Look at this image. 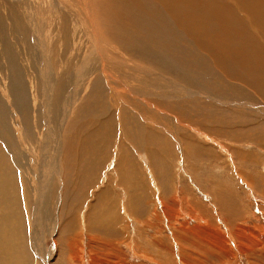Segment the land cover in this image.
<instances>
[{
    "label": "rangeland",
    "instance_id": "1",
    "mask_svg": "<svg viewBox=\"0 0 264 264\" xmlns=\"http://www.w3.org/2000/svg\"><path fill=\"white\" fill-rule=\"evenodd\" d=\"M20 1L0 0L5 4L3 8L0 5V17L6 24L12 20V7H16L17 17H23L24 11L15 4ZM73 1L69 0L72 7ZM248 2L255 10L260 0ZM144 3L149 11L163 7L159 0ZM47 4L55 17L61 7L59 0H36V5ZM196 14L212 20L203 10L192 13L194 20L200 18ZM96 16L104 38L118 40L106 33L109 26L117 24L99 11ZM69 23L72 33L76 29L80 48V30L87 24L84 20H75L72 26ZM170 35L160 34L166 40ZM233 38L230 44L238 48ZM172 49L169 55L175 58L169 60L178 65L173 66L175 71L164 69L163 80L179 86L177 91L186 89L193 94L177 101L175 96L161 98L154 93L145 100L130 91L128 85L139 86L137 82L127 85L122 77L117 76L120 82L112 79L110 85L126 97L120 102L121 120L114 115L112 126L122 123L123 129L130 131L128 135L101 126L111 122L113 109L108 111L107 105L111 88L98 73L87 95L78 100L64 132L65 141H70L64 147L70 152L64 187L54 186L50 179L51 159L46 157L52 150L42 153L46 130L41 101L35 108L29 99L28 128L33 135L27 142L21 140L20 129L14 128L8 106L0 105V139L14 137L19 153L16 159L21 163V169H16L11 160L3 159L6 176L0 181V264H264V101L250 89L263 98L264 90L247 88L248 82H235L234 88L224 86L228 75L234 76L236 64L226 70L220 62L206 58L200 65L192 50ZM112 74L118 75L116 71ZM205 75L213 79L206 82ZM184 77H189L187 84ZM199 80L204 82L195 85ZM7 99L14 101L16 96L9 93ZM180 114L187 121L178 120ZM147 133L150 143L145 145ZM22 142H26L25 148ZM51 142L50 138L48 148ZM3 172L0 167V176ZM60 196L64 202L58 216Z\"/></svg>",
    "mask_w": 264,
    "mask_h": 264
},
{
    "label": "bare ground",
    "instance_id": "2",
    "mask_svg": "<svg viewBox=\"0 0 264 264\" xmlns=\"http://www.w3.org/2000/svg\"><path fill=\"white\" fill-rule=\"evenodd\" d=\"M252 1L254 2V0ZM262 1L260 0L257 5L254 4L256 6L254 10L253 5H248L250 3L248 0H159L163 7L156 11H149L146 9L147 6H144V0H75L74 7L70 5L69 0H59L60 11L56 10L58 13L53 17L52 11L54 9H51L48 4L47 7L39 6L36 5V0H21L15 4H19L20 10L24 11L23 17H17L16 7L11 8L12 14H9L12 15V20L8 24L0 17V105L6 104L8 106L10 113L14 116V128L20 129L21 140L27 142L32 139L33 135L32 129L29 130L28 128L31 122L30 111L28 110L30 109L29 99L30 97L33 99L32 105L35 108L38 107V103L41 101L43 105L41 108H43L42 110L45 113V116L41 114V118H44V131L46 130L45 134H43L42 153L44 156L45 153L50 154V150H52L49 157L45 156L48 158L47 160L51 159L49 165L51 166L52 178L50 177V179L54 186L64 187L65 185L62 186L63 180H65L68 173V164L65 162H68L70 158L69 150H64V147L66 148V145L70 142L68 139V143L65 141L64 132L70 123L73 111H76L74 108L78 100L82 95H87L86 93L89 91L91 83L100 72L106 78L107 85L111 88L107 103L108 111L113 109L111 110L113 115L109 119L111 122L108 124L104 123L101 126L109 127L112 130L116 129L115 132L119 129L125 132L128 130L123 129V124H119V122L118 125L112 126L114 121L112 117L114 115L121 120L120 112L122 110L120 102L126 99L125 95L118 91L120 89L117 90V88L110 85L112 79L120 82L119 78L122 77L126 80L127 85L137 82L139 86L128 85L130 91L136 96L145 98V100L147 97L157 95L161 98L175 96V100L181 101L193 94V91L189 92L186 89L182 92L177 91L176 87L179 86H176L170 80H163L165 75L161 72L166 68L175 71L174 67L176 66L174 65L177 64L171 63L169 60L173 57L169 55L172 52L170 50L172 48V50L176 49L179 51L183 49L192 50L193 53L189 52L200 58V65H203L206 58L220 62L225 66L226 70L229 66L236 64L234 76L228 75L229 80L224 83V86L227 85L234 88L233 84L235 82H248V85L244 83L247 88H261L264 90V12L262 11L264 9V1L261 3ZM113 4L118 5V7L116 9L112 8L111 5ZM182 7L184 8L182 9ZM189 10H191V13H189ZM195 10H203L205 17H212V20H203L201 14V16L196 14L200 18L197 17L198 20H194L192 13ZM240 10H243V13ZM97 11L105 15L107 20L117 24L109 26L108 30L106 29V33L118 40L114 39L115 41H111L112 39L104 38L106 35L105 31L98 28ZM259 12H261V15ZM158 15L159 18L157 17V20H152ZM99 18L101 20L100 16ZM75 20H84L87 24V28L83 27L80 30L83 38V44L80 48H77L79 45L76 43V29L72 33V25ZM196 21L198 22L197 24H195ZM68 22L72 23V25L69 23L72 26L71 28H69ZM121 29L122 31L119 32ZM165 32L171 33L170 38L167 40L162 39L160 36L161 33ZM238 36L244 40H238L240 38ZM231 37H234L235 41L232 40L238 48L232 46L233 43L230 44ZM237 41H242L241 45L243 46H239L240 42L238 43ZM166 42H168V45ZM248 44L252 45V48ZM167 46H171V48L169 49ZM105 47H109L108 52ZM176 52L179 53L178 51ZM111 55L114 58H111ZM50 56H53V60H50ZM187 64H189V60ZM239 64H243L244 68H238ZM107 68L112 72L116 71L118 75L113 76L112 72H109ZM252 72H257L258 76L253 75ZM188 78L184 77L185 83ZM205 78L206 82H210L213 79L209 75H205ZM214 79L216 81V78ZM163 82L164 84H162ZM200 82L204 81L199 80L195 82V85L199 86ZM92 89L95 88L93 87ZM250 90L264 101L262 95L252 89ZM95 91L98 94L97 90ZM166 92L172 93V95L168 96ZM9 93L15 94L16 99L14 101L7 99ZM154 93L157 94L152 95ZM46 109L48 113H46ZM204 113L201 111V116H204ZM176 117L180 121H187V118L182 115H176ZM140 124L142 125L141 122ZM119 125L120 127L118 128ZM19 131L17 132L18 134ZM129 132L125 134L129 135ZM50 138L52 145L51 148H48L50 147ZM103 140L102 142H105ZM26 142H22L21 147L25 148ZM143 143L145 145L150 143V134L147 133ZM16 145L14 137L12 140L7 138L0 139V167L4 170L0 176L1 183L6 176V169L3 165L4 158L11 160L16 169H21L20 161L18 163V145ZM50 166L48 169H50ZM39 167L42 168L40 165ZM2 186L0 185V188ZM60 198L61 196L59 197L58 207L56 206L57 212L54 211L58 216V209L62 207L64 202ZM47 216H49L48 212ZM59 221L60 218H58V224Z\"/></svg>",
    "mask_w": 264,
    "mask_h": 264
}]
</instances>
